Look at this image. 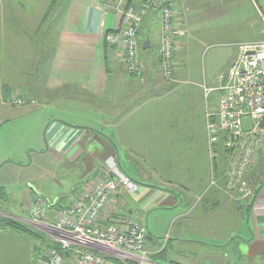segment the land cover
Masks as SVG:
<instances>
[{"label": "crops", "instance_id": "1", "mask_svg": "<svg viewBox=\"0 0 264 264\" xmlns=\"http://www.w3.org/2000/svg\"><path fill=\"white\" fill-rule=\"evenodd\" d=\"M54 1L44 0L36 7L22 0H0V99L21 96L27 104L35 100L32 105L36 108L27 112L33 119L26 128L32 137L39 134L43 137L38 148H27V153L23 150L19 160H0L2 190L18 187L23 198V190L30 186L49 201L69 199L77 186L92 179L105 160L116 155L123 171L139 188L134 196L120 190L112 198L111 201L125 199L128 205L118 210L112 222L120 223L119 216L130 219L144 216L147 243L156 247L168 236V261L264 264V178L259 181L250 211L241 217L237 199L227 195L218 177L209 192L204 191L209 185L206 179L211 165L209 169L206 157L199 163L198 155L207 147L210 158L207 136L205 139L204 135L201 138L189 135L192 127L185 120L167 124L164 118L159 119L163 112L169 111L173 93L181 95V88L175 87L174 81L188 70L193 49L198 47L199 43H193L189 33L198 28L207 14V2L160 0L172 6L176 24L182 31L174 45V79L166 80L158 54L162 38L159 10L143 17L139 32L147 26L149 34L142 42L138 39L142 73L136 76L120 64L123 47L109 48L106 43L108 32L122 28L119 8L127 0H58L53 10ZM141 2L133 0L134 5ZM240 12L255 17L243 16V21ZM209 15L225 18L228 37H233L221 44L232 48L231 54L235 49L237 55L238 43L264 39V0H215ZM242 26L251 32L239 37L237 32L244 29ZM147 40L149 47L144 48ZM117 92L122 97L126 92L127 96L117 106L106 103L104 99L110 100ZM197 92L189 90L190 104L188 100L183 102L202 113L200 100H195ZM128 97L134 99L133 105L132 101H126ZM12 108L6 103L1 106L0 132L10 121ZM52 111L59 116L52 117ZM136 113L145 114L136 119ZM113 115V122L108 124ZM100 125L108 129V134L100 133L97 129ZM164 155L168 159H162ZM158 159L165 160L161 168L154 163ZM178 159L191 160L196 172L190 174V181H178L176 172L174 176V161ZM145 161H150L149 165ZM178 185L184 187H174ZM9 194L19 199L15 195L18 193ZM200 197L201 203H195L203 209L192 207L190 211L187 201ZM66 201L67 198L63 203ZM220 204L229 208L225 215L211 212ZM15 216L29 224L24 216ZM30 223L35 224L32 220Z\"/></svg>", "mask_w": 264, "mask_h": 264}, {"label": "built area", "instance_id": "2", "mask_svg": "<svg viewBox=\"0 0 264 264\" xmlns=\"http://www.w3.org/2000/svg\"><path fill=\"white\" fill-rule=\"evenodd\" d=\"M125 5L119 8L122 28L106 34L109 48L123 47L127 71L140 76L139 29L147 13L159 10L163 32L158 54L165 77L172 79L176 69L174 45L182 32L176 24L172 6L160 0ZM220 79L222 83L216 88L221 92L219 104L206 114L209 145L212 148L218 141L220 132L229 133L225 148L231 152L230 173L239 183L257 157L264 153V39L238 43L236 58ZM6 101L11 105L27 102L15 96ZM31 103L36 102L32 100ZM95 177L90 188L77 193L71 204L58 211L55 221H42L48 203L41 198L37 199L30 214L58 237L53 240L62 246L63 252L76 247L73 264H109L107 256L119 260L147 258L148 230L141 216L107 226L100 223L112 198L120 190L131 195L139 184L123 172L115 159L105 161ZM90 246L106 252L97 253L87 248ZM45 258L42 264H66L64 253L59 254L57 250L47 251Z\"/></svg>", "mask_w": 264, "mask_h": 264}, {"label": "rangeland", "instance_id": "3", "mask_svg": "<svg viewBox=\"0 0 264 264\" xmlns=\"http://www.w3.org/2000/svg\"><path fill=\"white\" fill-rule=\"evenodd\" d=\"M22 1L30 2L32 6L37 7L39 6V4H42L44 0H22ZM201 1L207 2L205 3L207 14L203 15V18L200 21L198 28L190 30V33H189V35H191L193 38L192 39L193 43H199L198 47L196 48L194 47L193 49V55L191 56V59L189 60L190 63H188L187 65L188 70L187 71L184 70L185 74L183 73L177 78L176 82L174 81L175 87L181 88V95H177L173 93V95L171 96V100L173 101V103L169 102V107H168L169 111L163 112L162 117L160 116L162 113H158V115L160 116L159 119L160 118L161 120L165 119L167 124L172 123L173 120L174 121L177 120L179 122H182L181 120L183 121L185 120L192 127V129L188 131L189 135H193L199 138L203 137L204 135L203 138L206 139V136H208L207 127H206L207 111L216 109L219 104L220 97H221L220 91H218L216 88H215L216 89L215 91H211L210 88L218 87L221 85L222 81L220 77L221 75H225L227 73L231 63L236 58V53H235V49H233L232 53L234 55L231 54L230 51L232 48H227L225 45L221 44V43H228L227 40L228 39L231 40V38L233 37V36L228 37L229 34L226 31L227 23H226L225 18L222 17V18L217 19L216 17H213V16L209 17L211 10H213L215 0H201ZM52 8L54 10L55 7L52 6ZM239 16H240V19L243 21H245L244 17L245 19L248 16L250 18H253V16L255 17V15H252L250 13L243 14L241 12L239 13ZM55 19L56 18H54V20ZM57 22H59V18ZM156 24L158 25V23ZM157 25H155L154 27L156 30H158ZM159 26H160V20H159ZM242 27L244 29L237 32V35L239 37L243 35H247L248 34L247 32H251V31H247V29L244 26ZM162 32H163V28H162ZM147 34H149L148 27L143 26L141 29V32H139L137 36V39H140V41L142 42L147 36ZM139 44L142 45L141 43ZM181 62H183L182 59H181ZM120 64L124 68H126L124 65V61H121ZM167 79L168 78H166V80ZM172 79H174V76ZM168 80H171V79H168ZM111 83L112 85H114L115 81L112 80ZM189 90L198 91L197 94L195 93L194 95H195V100L197 101L200 100L199 104L203 111L202 113L197 112L198 108L193 110L192 108L188 106V104H190L189 101H191L192 99V96L188 94ZM122 91L123 90H121V93ZM182 93H184L185 95H182ZM126 96H127L126 92L123 93V97L120 96L117 92V94L115 93V95L111 96L110 100H108V98H105L104 100L106 101V103H110L112 106H117L118 101H121L122 98L124 99ZM15 97L25 99L24 97H21V96H15ZM187 100H188V104L185 106V103L183 101H187ZM126 101H129V102L132 101V105L135 103L134 99L130 97H128ZM6 102H7L6 99L5 100L0 99V108ZM6 104H9V103L7 102ZM204 105H205V112H204V107H203ZM34 106L35 105L27 104V103H25L24 105H15V104L11 105V107H13L10 112L11 119L10 121H8L7 126L3 124L4 127L0 132V157H1L0 160L6 159V158H14L15 160H19L20 153H23V150H25L24 153L28 152L27 148L31 150H35L40 145L38 141L43 142L42 134H39L36 138L34 136L32 137V135L28 133L27 128H26L31 123L28 121L33 119V117H31L27 112L34 110V108H36ZM190 109L193 110V112H190L191 111ZM144 114L145 113H136L135 118L136 119H138V117L142 118ZM55 116H59V114L57 112L52 111V117H55ZM61 116L63 117V115ZM122 119L123 118H121L120 120ZM113 120H114V115L111 117V120L108 121L107 123L108 124L112 123ZM88 124L92 125L91 123H88ZM1 125H2V121H1ZM97 129L100 131L101 134H108V129H106L105 127H102L101 125L100 127H97ZM164 130H166V128H164ZM221 142L222 141L219 142L220 145L217 146L218 150L215 153L213 149L210 148L209 139H208L207 143H208L210 158L208 159L207 147H206L205 152L202 153L200 151L198 155L200 157L198 160L199 163H203L204 158L206 157V161L209 165V169L211 165L210 175H208L206 179L209 185L208 187L206 186L207 188L205 187L204 191L209 192V189L215 184L217 177H218L221 180V182H223V185H224L223 189L227 192V195L228 196L233 195V197L237 199L238 205H239L238 208L241 209L240 211H242L240 212L241 217L247 216L248 211H250L253 205L252 202L255 200L256 193L259 188L258 186L260 185L259 181L260 179L264 178V153L257 157L255 163L251 166V169L242 177V179H240L239 183H237L236 178L233 177V175H231L230 173L231 152L229 150L224 149L225 146L223 148V145ZM192 155L194 154H191V156ZM165 156L166 155H164L162 159L164 158L168 159V157H165ZM109 159H115L118 165H120L119 161L116 158V155H111L105 161ZM182 159H178L174 161L176 165V168L174 170V176L176 172L178 174L176 176L178 177V181L181 179L183 182L190 181L189 179L192 177L190 174H193L196 171L194 170V166L191 165V160L188 161V160H182ZM149 162L150 161H145L144 163H147V165H149ZM131 163H135V161H131ZM154 163H158L160 166L165 163V160L159 161L158 159L157 161H154ZM123 166H125L124 163H123ZM161 167L163 166H160V168ZM162 170L165 171V169H162ZM217 170L219 172L218 176H217ZM126 175L129 176L131 179H133L127 173ZM95 176L92 178V180L89 179L91 180V182L88 180L87 182L82 184V186H80L81 187L80 190H85L87 188H90L92 186V182L95 181V178H96ZM0 187H1V183H0ZM174 187H184V186L178 185ZM194 189L195 188L193 186L192 190ZM196 190H198L197 187H196ZM11 191L14 194L18 193L15 195L19 199H16V200L13 199L16 197L10 196L9 192ZM137 192H138V189L134 191L131 195L134 196L136 195ZM245 193L247 194L245 195ZM76 194H77V191L74 190L73 195H76ZM75 197H73V200ZM38 198L48 201L42 194H40L38 191H36V189H33L30 186L27 187L25 190H23V198H21L18 187H9L7 192H5L4 190H2V188H0V219L1 218H11V219L20 220V219H17L16 218L17 216L15 215L19 214L21 216H24L26 219H28L29 225L32 226L39 235L38 237H35V238H28L27 236L23 235L22 233H18L15 230L13 231L12 229H9V228L7 229V228L0 227V264H40V255H39V252H37L38 250L36 248L41 246V243L44 242L43 239L46 237H49L50 238L49 240L53 239V237L54 239L58 238L46 226L45 227L42 226L43 228L41 229L39 227H36L32 223H30V220H32L35 223L40 224V225L45 224V223L43 224L42 221L37 220L38 218L34 217L33 214H30ZM201 200H202L201 197L198 200L197 199H194L193 201L188 200L186 204L188 205L190 211L192 207L193 208L195 207L196 208L195 210H198V209L202 210L203 207L198 205V203H195L196 201H198L200 204ZM220 205H217L216 207H214L211 212L215 211L217 212L216 214H219V215H222V214L225 215L226 214L225 211L229 212L228 207L225 208L224 205H221V206ZM127 206H128L127 200L122 199V198L116 199L114 201H110L107 205V209L105 210V213H104L105 215L103 219L106 218L107 220H109V219H112L113 217L118 216L117 214L118 210H120L121 207L125 209ZM142 217L144 220V216ZM119 219L121 221L128 220L126 217H120V216H119ZM147 230H148V227H147ZM162 241H164V243L162 244L161 242V244L156 247L155 246L152 247V245L147 243V248H148V254L146 255L147 258L140 256L139 258H135V259H128V258L123 259V260L115 259L113 262L111 260L109 264H175L174 262L168 261L167 259L165 260V262H160V263L153 262L154 255L157 254L159 251H161L159 249L164 248L166 246V243L168 241V236L166 235L164 238H162ZM87 248L97 253L99 252L103 253L102 250L97 249V248L96 249L93 247H87Z\"/></svg>", "mask_w": 264, "mask_h": 264}, {"label": "trees", "instance_id": "4", "mask_svg": "<svg viewBox=\"0 0 264 264\" xmlns=\"http://www.w3.org/2000/svg\"><path fill=\"white\" fill-rule=\"evenodd\" d=\"M56 3H57V0L52 3V6L53 5L55 6ZM126 4L127 5L133 4V0H127ZM161 67H162V65H161ZM6 100H8V99H6ZM262 125H264V121H263ZM206 127H207V124H206ZM207 134H208V130H207ZM207 138L209 139V136H207ZM229 138H230V135L228 132H226V133L220 132L218 134V141L213 143V146H212L213 151L216 153V151L218 150L217 146L220 145V143H219L220 141H222L221 143H222L223 148H224L225 141L228 140ZM224 149H226V148H224ZM96 175H97V173H96ZM91 180H89V181L91 182ZM87 181H85V182H87ZM84 183H81L79 186H77L75 188L77 193L82 191V190H80V188H81L80 186H82V184H84ZM74 196L75 195H72L69 199H68V197H63L62 199H59V200H54V201L48 200L47 202L50 205L48 204V206L46 208V213L42 217V221H49V222L55 221L58 211L60 209L64 208L65 206H68L69 204H71ZM66 198H67V201L65 203H63ZM111 220L112 219L107 220L106 218H104V219L100 220V223L103 226L119 223V222H112ZM0 227L7 228V229L9 228V229H12L13 231L15 230L16 232L22 233L23 235L27 236L28 238H35V237L39 236L37 231L32 226H30L29 224L24 223L20 220H16V219L1 218L0 219ZM49 239H50L49 237L44 238L43 239L44 242L41 243V246L36 248L38 250L37 252H39V255H40V264H42L43 261L46 259L45 256H46L47 251H51V250H57V252H59V254L64 253V255L66 257V264H73L74 250L76 249V247H72L71 249H66L63 252L62 246L57 241H55L53 239H51V240H49ZM159 250H161V251H159ZM159 250H158L159 252L154 255V258H153L154 263L165 262V260L167 259L166 254L168 252V247L165 246L164 248H161ZM107 258L109 259V262L111 260H112V262L115 260L109 256H107ZM172 262H174L175 264H184V263H181L178 261H172Z\"/></svg>", "mask_w": 264, "mask_h": 264}, {"label": "water", "instance_id": "5", "mask_svg": "<svg viewBox=\"0 0 264 264\" xmlns=\"http://www.w3.org/2000/svg\"><path fill=\"white\" fill-rule=\"evenodd\" d=\"M149 47V41L147 40L145 43H144V48H148ZM33 225H35L36 227H39V228H43V227H45L46 225H40V224H37V223H35V224H33ZM43 226V227H42ZM46 227H48V226H46ZM90 247H93V248H97V247H95V246H90ZM97 249H100V248H97ZM100 250H102V249H100ZM103 252H106V251H104V250H102Z\"/></svg>", "mask_w": 264, "mask_h": 264}, {"label": "bare ground", "instance_id": "6", "mask_svg": "<svg viewBox=\"0 0 264 264\" xmlns=\"http://www.w3.org/2000/svg\"><path fill=\"white\" fill-rule=\"evenodd\" d=\"M7 103V102H6Z\"/></svg>", "mask_w": 264, "mask_h": 264}]
</instances>
